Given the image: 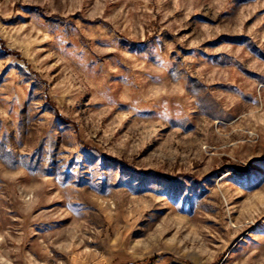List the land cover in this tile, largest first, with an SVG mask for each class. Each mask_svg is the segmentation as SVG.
Here are the masks:
<instances>
[{
	"label": "rangeland",
	"instance_id": "rangeland-1",
	"mask_svg": "<svg viewBox=\"0 0 264 264\" xmlns=\"http://www.w3.org/2000/svg\"><path fill=\"white\" fill-rule=\"evenodd\" d=\"M0 264H264V0H0Z\"/></svg>",
	"mask_w": 264,
	"mask_h": 264
}]
</instances>
